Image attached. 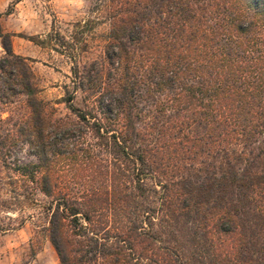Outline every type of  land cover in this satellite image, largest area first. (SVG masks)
<instances>
[{"label":"trees","instance_id":"16d2710c","mask_svg":"<svg viewBox=\"0 0 264 264\" xmlns=\"http://www.w3.org/2000/svg\"><path fill=\"white\" fill-rule=\"evenodd\" d=\"M105 4L103 58L71 56L73 119L0 29V102L30 109L0 118V157L50 198L59 264H264V0Z\"/></svg>","mask_w":264,"mask_h":264},{"label":"rangeland","instance_id":"374dc122","mask_svg":"<svg viewBox=\"0 0 264 264\" xmlns=\"http://www.w3.org/2000/svg\"><path fill=\"white\" fill-rule=\"evenodd\" d=\"M108 15L105 0H0V29L11 36L14 53L29 63L36 96L52 118H75L62 101L65 86L72 87L71 56L79 68L103 58ZM75 96L74 104L84 108V93L78 90ZM29 110L23 94L0 102V118L8 129L25 120ZM5 131L0 129V134ZM15 151L9 161L31 159L25 149ZM14 179L17 184L10 185ZM20 186L0 157V264H59L45 230L44 206L50 198L30 184Z\"/></svg>","mask_w":264,"mask_h":264}]
</instances>
